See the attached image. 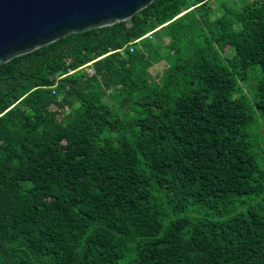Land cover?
Segmentation results:
<instances>
[{
  "label": "trees",
  "instance_id": "obj_1",
  "mask_svg": "<svg viewBox=\"0 0 264 264\" xmlns=\"http://www.w3.org/2000/svg\"><path fill=\"white\" fill-rule=\"evenodd\" d=\"M258 113L264 0H156L3 63L0 264H264Z\"/></svg>",
  "mask_w": 264,
  "mask_h": 264
},
{
  "label": "water",
  "instance_id": "obj_2",
  "mask_svg": "<svg viewBox=\"0 0 264 264\" xmlns=\"http://www.w3.org/2000/svg\"><path fill=\"white\" fill-rule=\"evenodd\" d=\"M156 0H0V66L65 36L131 19Z\"/></svg>",
  "mask_w": 264,
  "mask_h": 264
},
{
  "label": "rangeland",
  "instance_id": "obj_3",
  "mask_svg": "<svg viewBox=\"0 0 264 264\" xmlns=\"http://www.w3.org/2000/svg\"><path fill=\"white\" fill-rule=\"evenodd\" d=\"M162 63L160 64H157L153 67V69H157L161 66ZM261 77V70L259 68V66L257 67H253L252 70L250 71L249 73V79H248V85L249 86H254L258 80L260 79ZM246 89V87H245ZM118 114L120 115V117H125L126 114H128L127 110L124 109V108H119L117 110ZM264 122V119L260 116V114L258 113V117H257V120H256V123H255V126H254V129H255V135L260 138V139H263V142H264V133H262V123Z\"/></svg>",
  "mask_w": 264,
  "mask_h": 264
},
{
  "label": "built area",
  "instance_id": "obj_4",
  "mask_svg": "<svg viewBox=\"0 0 264 264\" xmlns=\"http://www.w3.org/2000/svg\"><path fill=\"white\" fill-rule=\"evenodd\" d=\"M149 35H150V34H149ZM130 49H131V51H134V46L131 45ZM90 64H91V63H88V64H86L84 67H88ZM88 71H89L90 73H93V70H92V69H88Z\"/></svg>",
  "mask_w": 264,
  "mask_h": 264
}]
</instances>
